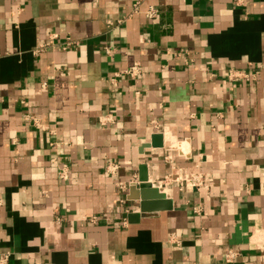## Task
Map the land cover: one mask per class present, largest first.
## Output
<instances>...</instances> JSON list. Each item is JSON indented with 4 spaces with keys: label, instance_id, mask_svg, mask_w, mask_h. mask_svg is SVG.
<instances>
[{
    "label": "crops",
    "instance_id": "1",
    "mask_svg": "<svg viewBox=\"0 0 264 264\" xmlns=\"http://www.w3.org/2000/svg\"><path fill=\"white\" fill-rule=\"evenodd\" d=\"M143 174L167 205L131 221ZM231 249L264 264V0H0V256L227 264Z\"/></svg>",
    "mask_w": 264,
    "mask_h": 264
},
{
    "label": "built area",
    "instance_id": "2",
    "mask_svg": "<svg viewBox=\"0 0 264 264\" xmlns=\"http://www.w3.org/2000/svg\"><path fill=\"white\" fill-rule=\"evenodd\" d=\"M139 11V5L136 4L134 7V12H138ZM159 8L155 7V6H150L144 13L145 16L149 19H155L158 17L159 15ZM72 44V41L69 40L67 42V44L63 47L64 49L67 48V45ZM49 47H51V43H46V44H42L39 46L38 50L39 51H45L47 50ZM105 51L107 53H110L112 51V47L111 46H106ZM127 74H130L131 76H137L138 74L141 73V68L138 65H134L130 70L126 71ZM258 74V71H254L252 73L249 74H245L244 72H240V71H235L231 73V76L233 78H248L249 76H253L256 77V75ZM38 125V124H37ZM118 168V165H113V167L111 168V170L115 171ZM112 171V172H113ZM201 179L202 176L196 177L193 179H189L191 182L195 183L196 186H200V187H204V188H208L209 186L203 182ZM180 187H183L185 185L184 182H179ZM201 208H196V213H200ZM240 256V253L234 249L229 250L226 254H225V262L227 264H232L238 257ZM0 264H9V255L8 254H3L0 256Z\"/></svg>",
    "mask_w": 264,
    "mask_h": 264
},
{
    "label": "water",
    "instance_id": "3",
    "mask_svg": "<svg viewBox=\"0 0 264 264\" xmlns=\"http://www.w3.org/2000/svg\"><path fill=\"white\" fill-rule=\"evenodd\" d=\"M150 146H156L154 144V140L152 144H149ZM148 145V146H149ZM139 184H138V189L140 190V200H141V211L140 213H132L129 218L131 221H137V219L141 217H146L149 215L150 212H147L152 203L150 202L153 199H157V203L163 204L161 201L166 198V195L159 190L158 187L154 186V184L148 179L146 174L142 175L139 179ZM136 187V186H135ZM163 205H167V203H164ZM169 208L165 209H170V202L168 203ZM166 207V206H164Z\"/></svg>",
    "mask_w": 264,
    "mask_h": 264
}]
</instances>
